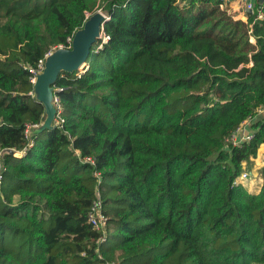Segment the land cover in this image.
<instances>
[{
	"label": "trees",
	"instance_id": "trees-1",
	"mask_svg": "<svg viewBox=\"0 0 264 264\" xmlns=\"http://www.w3.org/2000/svg\"><path fill=\"white\" fill-rule=\"evenodd\" d=\"M220 4L0 0V264H264V165L257 193L235 183L264 122L230 142L264 109V3L244 19ZM98 9L108 41L52 84L62 128L27 137L45 117L29 68Z\"/></svg>",
	"mask_w": 264,
	"mask_h": 264
},
{
	"label": "water",
	"instance_id": "water-1",
	"mask_svg": "<svg viewBox=\"0 0 264 264\" xmlns=\"http://www.w3.org/2000/svg\"><path fill=\"white\" fill-rule=\"evenodd\" d=\"M257 3L261 5L264 0H257ZM246 13L252 12L246 11ZM106 20V17L98 12L92 14L84 23L82 29L75 33L70 49H58L46 58L44 69L37 75L39 79L38 81L36 79V84L33 85V91L35 89L39 94L36 99L44 106L45 117L42 125L38 129L33 130L30 136L34 135L38 130L55 129L54 117L56 110L52 104V84L61 72L72 73L78 70L80 65L83 64L84 67L87 65L86 61L91 49L98 41ZM53 122L54 124L51 126Z\"/></svg>",
	"mask_w": 264,
	"mask_h": 264
},
{
	"label": "built area",
	"instance_id": "built-area-1",
	"mask_svg": "<svg viewBox=\"0 0 264 264\" xmlns=\"http://www.w3.org/2000/svg\"><path fill=\"white\" fill-rule=\"evenodd\" d=\"M255 5H256V3L253 2L252 0H222V4H220V8L221 9H227V11L230 14L235 15V18L244 19V14L246 13V11L253 12ZM236 7H238L240 9V12L236 10ZM90 16L91 15H89V13L86 14L87 19H89ZM106 19H108V18L106 17ZM108 39H109V37L107 35H105L103 33V30H102L100 37H99V40L101 41V43H100V45H98L97 49H101L102 45L104 43H106L108 41ZM59 47L64 48L63 46H59ZM67 49H69V48H67ZM51 52L52 51H49L47 54H45L44 58L38 61L35 68H29V72L33 76L31 78L32 83L35 80L34 78L37 77V75H39L43 71L45 60L51 54ZM52 104L56 110V114L54 117L55 128H62L64 120L59 115V113L61 112L60 100H59V97L54 94V92H53ZM42 122L39 125H31V126L27 127V130L25 131L27 137L30 136V133L33 130L38 129L42 125ZM53 124H54V122L51 123V126H53ZM242 124H241V126H242ZM241 126L230 137V142L235 146L240 145L242 142L250 141V139L252 138V134H248V135L242 136L241 139H238V134L240 132ZM31 147H32V142H31V140H29L28 146L24 150L31 148ZM17 154L23 155V151L19 152ZM2 157H3V154H2V152H0V165L2 162ZM83 160L85 163H90V164L94 165V162L91 158H85ZM248 175L249 174L246 173V171H244V173H242L239 176V178L235 181V183L241 184L242 186H244L245 180L249 177ZM93 176L97 180V184L100 183V179H101L100 173L97 171H93ZM87 222L92 227V229L100 235L97 242H99V243L105 242L106 238H107L106 237L107 218L103 214V204H102V200H101V197H100L98 190H96V192H95V199L93 200L92 206L90 207V209L87 213ZM104 264H118V263L105 262Z\"/></svg>",
	"mask_w": 264,
	"mask_h": 264
},
{
	"label": "crops",
	"instance_id": "crops-1",
	"mask_svg": "<svg viewBox=\"0 0 264 264\" xmlns=\"http://www.w3.org/2000/svg\"><path fill=\"white\" fill-rule=\"evenodd\" d=\"M252 1L257 3V0H252ZM236 10L240 12V9L238 7H236ZM256 121L257 122L258 121L264 122V109L258 111L254 118L248 119L245 122H243V124H242V126L240 128V132L238 134V139H241V137L244 136V135L252 134L251 125H252L253 122H256ZM259 149H260V152H258L256 158L255 159H251V161L249 163V165L253 164L254 168L251 169L250 171L248 170V172H251V173H255L256 171L258 172L260 167H262L264 165V160H262V159H264V145H262ZM258 177H259V175H258ZM257 182H258L257 184L260 187L261 184H262L260 177H259ZM257 192L258 191H255V193H257ZM249 193H250V191H249Z\"/></svg>",
	"mask_w": 264,
	"mask_h": 264
},
{
	"label": "rangeland",
	"instance_id": "rangeland-1",
	"mask_svg": "<svg viewBox=\"0 0 264 264\" xmlns=\"http://www.w3.org/2000/svg\"><path fill=\"white\" fill-rule=\"evenodd\" d=\"M100 13V14H102V15H104L105 17H107L106 16V13L104 12V11H102L101 9H98L95 13ZM99 40V39H98ZM58 49H64V48H62V47H59V48H57V49H54V50H52V52L51 53H53V52H55L56 50H58ZM86 67L87 66H85L83 69H82V71H78V70H76V71H74V72H76L77 74H81L83 71H85L86 70ZM35 80H34V82H33V85L34 84H36L35 82H36V79H37V81H38V78L37 77H35L34 78ZM39 94L37 93V91L34 89V91H33V96L34 97H39L38 96ZM258 152H260V149L258 150ZM16 156H18V157H20L21 156V154H16ZM262 158V157H261ZM262 160H264V159H262ZM247 168H249V169H245V171H246V173H248L249 175V179L247 178L246 180H245V182H244V186L246 187V189L248 190V192L250 191V193H255V191H258V189L260 188L259 187V185L257 184L258 182V179H259V177H260V175H259V171L257 172H255V173H251V172H248V170L250 171L251 169H253L254 168V166H253V164L251 165H247L246 166ZM259 175V177H258V175ZM261 178V177H260ZM254 183V184H253ZM261 183H262V180H261ZM175 261H176V259L175 258H173V259H171L170 260V264H175Z\"/></svg>",
	"mask_w": 264,
	"mask_h": 264
},
{
	"label": "bare ground",
	"instance_id": "bare-ground-1",
	"mask_svg": "<svg viewBox=\"0 0 264 264\" xmlns=\"http://www.w3.org/2000/svg\"><path fill=\"white\" fill-rule=\"evenodd\" d=\"M83 65V64H82ZM81 67V65L79 66V68ZM39 79V78H38Z\"/></svg>",
	"mask_w": 264,
	"mask_h": 264
}]
</instances>
